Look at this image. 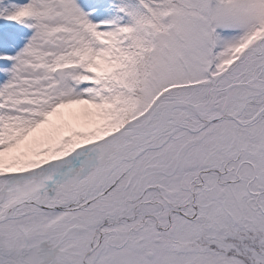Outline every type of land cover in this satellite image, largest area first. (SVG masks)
<instances>
[{"label": "snow or ice", "instance_id": "snow-or-ice-1", "mask_svg": "<svg viewBox=\"0 0 264 264\" xmlns=\"http://www.w3.org/2000/svg\"><path fill=\"white\" fill-rule=\"evenodd\" d=\"M0 19V264H264V0Z\"/></svg>", "mask_w": 264, "mask_h": 264}, {"label": "rangeland", "instance_id": "rangeland-1", "mask_svg": "<svg viewBox=\"0 0 264 264\" xmlns=\"http://www.w3.org/2000/svg\"><path fill=\"white\" fill-rule=\"evenodd\" d=\"M3 4H8L9 0H2ZM22 2V0H17ZM22 31V26L14 25L12 22L0 19V36L7 37L11 33Z\"/></svg>", "mask_w": 264, "mask_h": 264}]
</instances>
